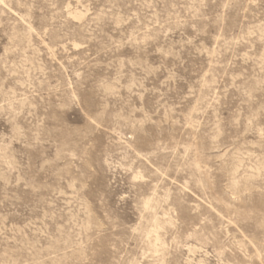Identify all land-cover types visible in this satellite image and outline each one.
I'll use <instances>...</instances> for the list:
<instances>
[{
    "label": "rangeland",
    "instance_id": "374dc122",
    "mask_svg": "<svg viewBox=\"0 0 264 264\" xmlns=\"http://www.w3.org/2000/svg\"><path fill=\"white\" fill-rule=\"evenodd\" d=\"M0 264H264V0H0Z\"/></svg>",
    "mask_w": 264,
    "mask_h": 264
}]
</instances>
